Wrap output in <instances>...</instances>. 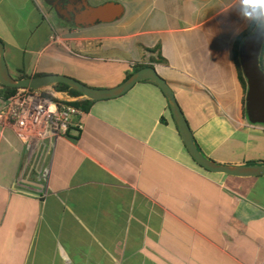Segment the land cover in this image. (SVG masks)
Masks as SVG:
<instances>
[{
  "label": "crops",
  "instance_id": "1",
  "mask_svg": "<svg viewBox=\"0 0 264 264\" xmlns=\"http://www.w3.org/2000/svg\"><path fill=\"white\" fill-rule=\"evenodd\" d=\"M87 3L104 7L109 22L58 28L51 13L38 22L28 0L21 2L17 21L38 29L26 46L0 14L15 78L64 75L111 89L135 69L153 67L195 122L206 157L264 164V125L247 114L240 42L264 30V9L243 0ZM82 21H94L93 13L82 12ZM42 32V48L25 72ZM57 64L69 72H54ZM260 66L264 71V43ZM85 113L74 120L82 131L72 126L54 142L27 144L0 122V264H264V177L199 167L158 85L142 81Z\"/></svg>",
  "mask_w": 264,
  "mask_h": 264
},
{
  "label": "water",
  "instance_id": "2",
  "mask_svg": "<svg viewBox=\"0 0 264 264\" xmlns=\"http://www.w3.org/2000/svg\"><path fill=\"white\" fill-rule=\"evenodd\" d=\"M81 2H83L84 5L83 13L86 10H90V12L93 13L94 21L78 22L77 24L79 27H91L93 25L109 22L107 21L108 18L105 17L106 9L104 7L91 8L88 6L87 0H81ZM87 14H84V18ZM118 18H120V15H116L111 21H115ZM263 43V29H258L248 36L241 49V63L244 76L248 84L246 104L247 114L252 123L264 125V71L260 66V53ZM5 54L6 47L0 38V85L14 89H32L42 91L54 98L70 103L86 100L102 101L119 98L129 92L138 83L145 80L153 81L159 86L167 98L172 116L177 125L182 141L185 144V147L187 148L192 159L201 168L210 173L223 174L231 177H264V164L233 166L220 164L206 157L195 140L193 131L178 103L174 90L153 67L144 68L133 73L123 84L118 87L111 89H97L64 75L49 74L25 77L21 79L14 78L10 73ZM58 84H64L70 89L80 93L82 96L65 97L62 95V93L55 90L54 87Z\"/></svg>",
  "mask_w": 264,
  "mask_h": 264
},
{
  "label": "built area",
  "instance_id": "3",
  "mask_svg": "<svg viewBox=\"0 0 264 264\" xmlns=\"http://www.w3.org/2000/svg\"><path fill=\"white\" fill-rule=\"evenodd\" d=\"M60 42L58 36L52 38ZM72 97L68 92H60ZM42 91L19 89L0 104V122L7 123L27 144L54 142L65 138L74 126L80 131L84 124L74 125L75 118H84L85 111Z\"/></svg>",
  "mask_w": 264,
  "mask_h": 264
},
{
  "label": "rangeland",
  "instance_id": "4",
  "mask_svg": "<svg viewBox=\"0 0 264 264\" xmlns=\"http://www.w3.org/2000/svg\"><path fill=\"white\" fill-rule=\"evenodd\" d=\"M24 1L25 0H0V14H3L7 19L13 21L14 28H15L16 32L20 33L23 36L22 42H21L22 45L26 46L27 39L30 38V36L32 35L33 28H35V30H37V31H38V29L36 28V26L33 27V25L31 23L29 24L28 20L21 21V22L17 21V18L20 15L23 16V13L21 11L22 7L20 6V4H21V2H24ZM28 3L30 4L29 9H31V11H32L30 13L33 14V17L35 16L36 21L39 22L40 19L42 20V17L44 16V14H48V15L50 14L49 8L45 5L43 0H28ZM49 17H50V21L54 22L53 18L51 16H49ZM23 22H25V25H27V26L21 27L20 24H22ZM35 24H37V22H35ZM20 27L26 28V29L22 30L20 32L18 30V28H20ZM55 27L60 28V25L56 24ZM9 35H10V33L8 31H6L5 28L0 24V38L3 41V43L5 44L6 49L7 48L10 49V43L8 40ZM44 35H45L44 32H42V34L39 36V38H37L36 42H34V44L29 48L28 55L26 56L27 64L24 68L25 72H29V68L32 67V65L34 64L35 59H36V54H37L38 50L40 48H42V44H43V41L45 39ZM5 56H6V60L8 59V61L10 62V60H9L10 55H7V53H6ZM48 59H49L48 56L43 58L42 63H41V69H44V67H46V63H48ZM64 67H65V71H66V66L57 64V66H55L53 68V71L56 73L61 72V71H63ZM9 69H10V73L15 78L17 73L12 68V65L10 66ZM67 72H69V70H67L66 73ZM180 107H181V105H180ZM181 109H182L183 113L185 114V116H186V118H187V120L191 126L193 133L196 136H198L197 126H195V122L191 119L190 114L185 109H183L182 107H181Z\"/></svg>",
  "mask_w": 264,
  "mask_h": 264
},
{
  "label": "flooded vegetation",
  "instance_id": "5",
  "mask_svg": "<svg viewBox=\"0 0 264 264\" xmlns=\"http://www.w3.org/2000/svg\"><path fill=\"white\" fill-rule=\"evenodd\" d=\"M49 8L50 13L56 24L77 25L81 20V14L84 11V5L81 0H43Z\"/></svg>",
  "mask_w": 264,
  "mask_h": 264
},
{
  "label": "trees",
  "instance_id": "6",
  "mask_svg": "<svg viewBox=\"0 0 264 264\" xmlns=\"http://www.w3.org/2000/svg\"><path fill=\"white\" fill-rule=\"evenodd\" d=\"M252 34V31H250L249 33L243 35V37L241 38V44H243L246 40V38L248 36H250ZM238 64L239 66L241 67V64H240V60H238ZM141 69H144V67H140V68H137L135 69L134 72H137ZM241 71V76L243 78V81H245L244 79V76H243V72H242V69H240ZM27 76H21L17 79H21V78H25ZM155 85H157L155 82H153ZM246 84V83H245ZM55 90H57L58 92H68L72 97H81L82 95L72 89H70L68 86L64 85V84H58L56 85L55 87ZM19 89H14V88H8V87H4L2 85H0V93L3 95L4 98H9V97H12L14 96L17 92H18ZM95 103V101H89V100H86V101H81V102H76V103H72L71 105L73 106H76L78 108H83L85 111L88 110V106ZM200 167V166H199ZM203 169V168H202ZM206 171V170H205Z\"/></svg>",
  "mask_w": 264,
  "mask_h": 264
},
{
  "label": "clouds",
  "instance_id": "7",
  "mask_svg": "<svg viewBox=\"0 0 264 264\" xmlns=\"http://www.w3.org/2000/svg\"><path fill=\"white\" fill-rule=\"evenodd\" d=\"M245 6L252 9H264V0H243Z\"/></svg>",
  "mask_w": 264,
  "mask_h": 264
}]
</instances>
